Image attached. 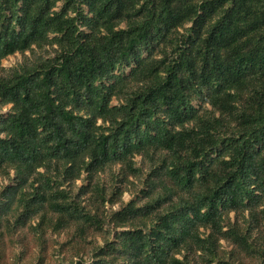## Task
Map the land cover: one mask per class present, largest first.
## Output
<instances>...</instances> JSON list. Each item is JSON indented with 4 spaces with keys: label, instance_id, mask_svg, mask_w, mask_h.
Returning a JSON list of instances; mask_svg holds the SVG:
<instances>
[{
    "label": "trees",
    "instance_id": "1",
    "mask_svg": "<svg viewBox=\"0 0 264 264\" xmlns=\"http://www.w3.org/2000/svg\"><path fill=\"white\" fill-rule=\"evenodd\" d=\"M177 3L0 0V67L15 53L56 46L54 56L0 76V100L12 105L0 116V173L14 169L17 180L3 193L0 213L16 203L35 215L48 202L60 214L95 223L61 189L63 183L85 175L92 185L100 171L117 164L137 173L136 156L166 152L149 178L200 191L193 202L174 205L173 186L164 184L154 202L129 204L121 217L158 212V219L149 230L123 231L107 252L119 250L129 264H181L174 251L191 249V239L202 252L217 255L215 234L223 232L229 211L258 216L264 197V0ZM132 12L139 18L116 29ZM187 22L192 27L177 54L161 62L143 58ZM251 36L258 39L254 49ZM124 67H132L129 75ZM131 81L137 86L129 89ZM196 97L221 117H203ZM232 120L237 127L230 129ZM28 184L31 193L24 191ZM201 226L211 227L207 237L197 233ZM230 231L239 244L249 245L239 230Z\"/></svg>",
    "mask_w": 264,
    "mask_h": 264
},
{
    "label": "rangeland",
    "instance_id": "2",
    "mask_svg": "<svg viewBox=\"0 0 264 264\" xmlns=\"http://www.w3.org/2000/svg\"><path fill=\"white\" fill-rule=\"evenodd\" d=\"M187 1L199 5L206 0ZM62 5L63 1H59L55 10L58 11ZM177 5L182 6L183 0H178ZM225 6L229 7L230 2H226ZM81 9L85 13L88 12L86 4H81ZM138 18V14L132 12L117 23L116 29H125ZM207 25L208 23L204 29ZM191 27L192 22L179 27L170 34L166 41L153 48L151 56H148V51H144L143 58L161 62L167 56L177 54L179 45H184ZM251 38L249 48L254 49L258 45V39L253 36ZM55 48L56 46L51 45H45L42 48L34 46L32 50L25 53L18 52L8 56L2 62L0 76L8 77L23 67L37 65L39 61L54 56ZM131 68L124 67L122 71L129 75ZM136 86L134 81L129 83V89ZM253 87L258 86L253 85ZM248 95L246 91L239 102V107L246 106L244 103ZM120 101L121 99L116 98L113 103L117 105ZM193 103L197 107L201 106L200 114L203 117L213 120L221 117V112L203 98L196 97ZM11 108L12 105H5L0 100V116L7 115ZM236 127L237 122L232 120L230 129ZM165 154L166 152L161 155L155 154L154 157L136 156L135 167L139 170L137 173H133L122 164H117L100 171L97 177H94L92 185L85 175L76 180L65 181L61 189L68 191L69 198L80 203L85 212L94 217L95 223L81 219L75 220L67 214H60L51 209L48 202L35 215L19 210L16 208L17 204L14 203L13 210L0 213V264H98L99 262L129 264L127 259L122 258L119 250L108 252L107 250L112 243H120L118 241L123 231L149 230L157 221L158 212L152 217L121 216L127 212L124 209L129 204L144 207L164 193V184L173 186L172 182L166 179H163L162 184L160 177L149 178L152 168L162 163ZM40 171L44 169L41 168ZM14 176V169H10V175L7 172L0 173V200L2 202H4L5 190L17 184ZM153 179L154 186L151 185ZM31 181L32 179L29 182ZM97 185L101 186L102 191L95 189ZM197 188L198 186L192 191H180L173 186L172 203L178 205L180 201L186 199L193 202L196 193L200 191ZM32 190V184L24 188L27 193H31ZM168 205L172 206L170 203L166 204L165 211ZM257 212L256 218L250 214V210L245 209L229 211L224 215L222 226L223 232L227 233L215 234L219 238L216 245L217 255L212 256L202 252L195 240L191 239L189 243L193 247L191 249L182 247L180 251H174L175 258L179 259L181 264H264V197L258 205ZM230 229L239 230L247 238L249 245L239 244ZM211 230L209 226H201L196 231L202 237H207Z\"/></svg>",
    "mask_w": 264,
    "mask_h": 264
}]
</instances>
